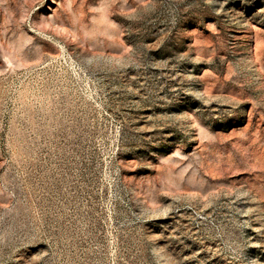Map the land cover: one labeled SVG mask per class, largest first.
I'll return each mask as SVG.
<instances>
[{
  "label": "rangeland",
  "instance_id": "1",
  "mask_svg": "<svg viewBox=\"0 0 264 264\" xmlns=\"http://www.w3.org/2000/svg\"><path fill=\"white\" fill-rule=\"evenodd\" d=\"M0 264H264V0H0Z\"/></svg>",
  "mask_w": 264,
  "mask_h": 264
}]
</instances>
